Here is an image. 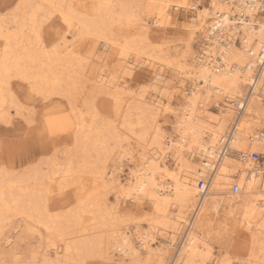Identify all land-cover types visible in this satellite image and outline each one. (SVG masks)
<instances>
[{
    "label": "snow or ice",
    "instance_id": "1",
    "mask_svg": "<svg viewBox=\"0 0 264 264\" xmlns=\"http://www.w3.org/2000/svg\"><path fill=\"white\" fill-rule=\"evenodd\" d=\"M21 7L40 11L26 15L22 24L17 18L20 54L10 55L12 33L0 31V40L6 41L0 55V124L8 125L0 128V175L18 169L13 174L29 182L32 197L23 205L17 201L15 209L0 207V240L17 220L20 227L15 242L19 249H33L37 243L43 248L46 241L49 248L57 243L66 246V253L75 257L86 251L81 246L84 233L76 229L90 219L97 204L121 223L135 212V207L130 212L121 208V203L138 205L149 195L142 161L150 148L166 144L163 126L173 111L169 103L172 85L154 82L131 87L136 64L130 56L135 49L117 32L116 25L110 29L95 23L85 25L82 11L87 4H17L16 10ZM6 19L0 16V23ZM136 27L144 26L137 23ZM119 28L122 32V22ZM135 40L142 46V33ZM153 91L156 95L149 100ZM13 110L15 119L10 122ZM53 112L60 114L58 119H53ZM63 132L75 133L77 145L87 143L83 156L70 153ZM148 175L154 176V172ZM237 227L227 219L213 225L211 235L222 252L242 243ZM248 227L251 229V224ZM92 240L95 243V238ZM251 242L253 250L258 243L264 251V224L259 237L253 235ZM7 244L12 245L13 240ZM201 254L203 259L196 264H213L207 243ZM16 264L39 262L18 256ZM51 264L82 262L58 259ZM215 264L235 262L225 257ZM241 264H251V258Z\"/></svg>",
    "mask_w": 264,
    "mask_h": 264
},
{
    "label": "bare ground",
    "instance_id": "2",
    "mask_svg": "<svg viewBox=\"0 0 264 264\" xmlns=\"http://www.w3.org/2000/svg\"><path fill=\"white\" fill-rule=\"evenodd\" d=\"M78 1L18 0L11 12L0 13V16H7L0 23V31L4 35L12 33L10 55L20 54L15 35L17 18L22 24L26 15L40 11L24 7L16 10L17 4H87L89 7L82 11L85 25L95 23L107 25L109 29L116 25L117 32L124 35L135 49L130 56L136 64L135 69L146 65L153 71L156 83L165 86L171 83L166 74L175 76L177 68L183 84L188 78L193 81V87L186 95V107L175 122L177 139L166 141L163 148H150L142 161L144 180L150 185L149 195L143 203L150 204L153 210L146 220L147 229L139 224L121 229L122 226L119 227V223L97 204L90 213V219L105 226L108 232L106 237L98 240V245L103 244L100 249H104L108 255L112 254L109 257L112 261H116L113 256L117 253L118 257L129 261L124 260L127 264H143L142 256L146 258L144 264L153 260L156 264H164L168 252L176 245L175 235L182 230L187 214L185 211L193 209L194 216L170 264H196L203 259L201 250L205 243L211 252L208 259L215 263L212 245L205 238V232L213 224L210 209L221 204L222 194L229 195L225 201L227 216L240 219V225L249 232L250 240L253 235L259 237L260 226L264 224V161L259 163L250 154L254 150L264 154V0H210V9L203 8L200 0ZM172 7L177 10L194 9L195 12L187 26L190 36L185 53L191 60L189 64L178 59L180 54L164 56L163 47L157 46L150 37V23L146 17L153 16V22L161 26L171 20ZM121 22L124 24L122 32L119 28ZM137 23H142L144 27L137 28ZM141 33L142 46L135 40ZM196 34L201 35L205 43L202 51L195 55L191 47ZM5 43L0 40V55ZM247 87L249 90L245 95L243 90ZM152 96L154 94L149 95L148 99L151 100ZM212 98L216 99L219 113L208 109ZM11 103L10 95L7 105L10 107ZM169 103L171 106V98ZM232 105L241 114L230 134H227V124L235 115ZM4 110L7 111V108ZM52 115L53 119L60 116L56 112ZM257 129H261V132H257ZM87 148V143L82 141L79 145L75 144L74 153L83 156ZM171 153L174 158L172 166L167 162ZM233 154H238L239 159L233 158ZM196 156L202 159L199 161ZM149 171H153L154 176L150 177ZM201 179H207L204 189L198 187ZM233 182L241 187V192L235 193L231 189ZM31 187L27 180L18 175H0V207L11 205L15 209L17 201L23 205L32 197ZM214 196H217V202L209 207V200ZM87 225L90 224L85 220L76 231L87 232ZM92 244L91 240L81 242L85 249L93 247ZM65 247L60 251L57 243L53 250L56 254L63 252L70 259L79 258L77 255L69 256ZM46 261L48 264L52 262Z\"/></svg>",
    "mask_w": 264,
    "mask_h": 264
},
{
    "label": "rangeland",
    "instance_id": "3",
    "mask_svg": "<svg viewBox=\"0 0 264 264\" xmlns=\"http://www.w3.org/2000/svg\"><path fill=\"white\" fill-rule=\"evenodd\" d=\"M79 1L80 3L82 2L85 3L87 0H79ZM200 1L201 4H203V8L206 7L207 9H210L212 7L210 0H200ZM17 2L18 0H0V13L6 14L11 12L13 10L14 5ZM193 10L194 9H189V8L186 9L179 8L177 10L174 7H172L170 9L172 16L171 20H169V22H166L165 24H162L161 26L156 25L153 22L154 21L153 16H150V18L146 17V20L149 21L150 23V27H149L150 37H152V41H154L157 46L163 47L162 49L164 50L163 51L164 56L170 57V56H175L174 54H180V57H178V59H181V61L184 63L187 64L190 63L191 60L189 57L187 58V54L185 52L187 47L186 44L189 41V36H190L187 26L190 24L189 22L190 17L193 16V14L195 15V12ZM143 17H145V15H143ZM204 43L205 41L201 38V35L196 34L194 36V39H192V47H191L192 52H194L195 55L200 53L202 51V45ZM101 51H103V46L101 47ZM179 71L180 70L177 68L176 71L174 72L175 76H171L170 73L166 74L167 80H171L170 84L172 85V95L170 98H171V108L173 110L169 122L164 124L163 126L164 133L167 137L166 141L170 139H174L175 141L177 139L178 131H176L175 122L177 120V116L182 114L181 113L182 109L186 107V95L193 87V81L191 80V78L186 79L184 84L181 82L182 76H180V74L178 73ZM130 81H131L130 86L134 88L154 85V82H156L153 71L150 68H148L146 65H142L141 67L134 69L133 75L132 77H130ZM13 90L16 91V89ZM248 90H249L248 87L245 88L243 90V94L247 95ZM151 94L156 95L154 91L151 92L150 95ZM216 104H217L216 99L212 98L210 100V103L208 104V109L211 112L219 113ZM232 106L235 115L233 116L232 120H230L227 124V128H226L227 134H230L236 122L237 117L241 114L240 110H238L235 105ZM13 119H15L14 110L11 112L9 116V121L11 122ZM7 127H8L7 124H0V128H7ZM256 131L261 132V129H257ZM61 135L64 137V144L67 146L70 153H74L75 144H76L75 133L69 135L68 132H63L61 133ZM69 140H71V143L68 142ZM254 151L260 153L259 151L256 150ZM233 158L239 159L238 154H233ZM196 159L200 161L202 157L196 156ZM263 161H264V154H261V160L259 163H263ZM167 162L171 166L174 165V158L172 157V153L170 154V157L167 160ZM124 163L127 167V161H125ZM16 171H18V169L10 168L9 175L15 173ZM235 184L236 182L232 183L231 189ZM228 196H229L228 194L227 195L222 194L220 196L221 204L219 203L216 205V207L210 209V211H212L211 213H213L212 215L213 224L211 223L212 225L210 224L205 232L206 235L205 238L212 245L213 256L215 257V261L223 260L225 257H227L228 259L234 261L235 264H241L242 261L251 258V264H264V252L261 250L259 246H256L255 249L253 250L252 242L250 240V237H248L249 232L247 230L242 229L240 225L241 224L240 219H238L236 216H229V215L227 216V211H226L227 202L225 201L227 200ZM216 198L217 196H214L211 200H209L210 201L209 207L213 206L217 202ZM112 199L114 200V198ZM120 207L124 209H128L130 212L133 209V207H135V212H132L131 219L125 222H121V224L119 223V227L122 226L121 229H125L126 227L137 226L138 224L142 228L147 229L148 227L147 221L153 213L150 204L145 202L138 205H134L132 202H123L121 203ZM193 212H194L193 209L185 211V214L186 213L187 214L184 216V223L182 224V230L180 233H177L175 235V239H177L176 245L168 252L164 264L171 263L173 259L172 256H174L177 247L180 245V243L183 240L182 238L185 233V230L191 223L192 217L194 216ZM225 219L230 220L233 223V225L238 226L237 236L242 243L239 244L232 251L222 252L220 246L214 243L213 237L211 235V230L214 224L218 225L220 222L224 221ZM87 223H89L90 225L86 226L87 232H84V239L85 241H89V242L91 240V243H93L92 244L93 247L86 248L87 252L85 251L86 253L77 255L79 256V258L77 259L80 261L83 259L81 261L82 264H110L112 260L109 259V257H111L112 254L108 255L105 252V250L104 249L101 250L100 245H98V240H101L102 238L106 237L108 233L107 228H105V226L103 227V225L101 226L97 222L93 223L91 219L89 221L87 220ZM5 227L8 226L5 225ZM19 227H20L19 222L17 220H13L12 226L8 227L7 237L4 238L3 240H0V261H5V262L11 261L12 264H16V260L18 256L23 260L38 261L39 264H44L46 260L56 261L58 259H66V258L70 259L69 257H65L63 255V252L61 253L59 252L58 254H56L53 248H49L47 246L46 241L43 248H41L39 246V243H37L36 247L33 249H23V250L19 249L15 242V237L17 235V228ZM92 238H95V243L93 242ZM77 239H79V236H77ZM84 239L81 240V242L84 241ZM8 240H13V244L8 245L7 244ZM243 241H247V243H243ZM58 245L60 246V251L63 250L64 245L60 243H58ZM113 257L114 259H116L117 264L129 263L127 259L125 260V258L118 257L117 253H115ZM144 257L145 256L141 257L143 264L145 263L144 261L146 260V258ZM149 264H156V261L153 260ZM213 264L215 263L213 262Z\"/></svg>",
    "mask_w": 264,
    "mask_h": 264
},
{
    "label": "built area",
    "instance_id": "4",
    "mask_svg": "<svg viewBox=\"0 0 264 264\" xmlns=\"http://www.w3.org/2000/svg\"><path fill=\"white\" fill-rule=\"evenodd\" d=\"M250 156L255 160V161H258V162H260V160H261V154L260 153H258V152H252L251 154H250ZM198 184H199V187H200V189H204L205 187H206V182L203 180V179H201V180H199L198 181ZM233 191L235 192V193H239V192H241V187L238 185V184H235L234 186H233Z\"/></svg>",
    "mask_w": 264,
    "mask_h": 264
}]
</instances>
